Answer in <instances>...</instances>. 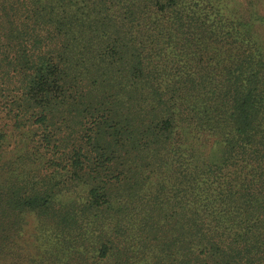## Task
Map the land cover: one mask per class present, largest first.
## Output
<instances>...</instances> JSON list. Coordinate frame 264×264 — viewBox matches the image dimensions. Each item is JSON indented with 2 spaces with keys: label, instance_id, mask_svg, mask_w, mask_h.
Masks as SVG:
<instances>
[{
  "label": "trees",
  "instance_id": "16d2710c",
  "mask_svg": "<svg viewBox=\"0 0 264 264\" xmlns=\"http://www.w3.org/2000/svg\"><path fill=\"white\" fill-rule=\"evenodd\" d=\"M256 4L0 0V264H264Z\"/></svg>",
  "mask_w": 264,
  "mask_h": 264
},
{
  "label": "rangeland",
  "instance_id": "374dc122",
  "mask_svg": "<svg viewBox=\"0 0 264 264\" xmlns=\"http://www.w3.org/2000/svg\"><path fill=\"white\" fill-rule=\"evenodd\" d=\"M230 5L232 6L230 12L232 13H241L244 15L245 19H248L250 17V5H251V0H229ZM256 6H255V14L256 17L261 20L264 25V0H256ZM259 29L263 30V26H259ZM252 30L257 31L254 27Z\"/></svg>",
  "mask_w": 264,
  "mask_h": 264
}]
</instances>
